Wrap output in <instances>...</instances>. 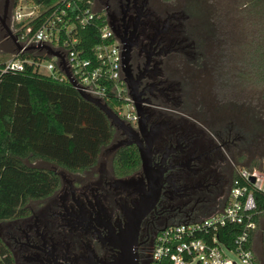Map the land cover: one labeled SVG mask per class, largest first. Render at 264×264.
<instances>
[{"label":"flooded vegetation","instance_id":"flooded-vegetation-1","mask_svg":"<svg viewBox=\"0 0 264 264\" xmlns=\"http://www.w3.org/2000/svg\"><path fill=\"white\" fill-rule=\"evenodd\" d=\"M93 3L121 43L129 81L143 105L144 130L130 124L146 148L151 143V174L142 159L132 174L114 172L115 153L137 147L115 127L114 142L93 168L55 170L62 180L57 192L30 201L24 216L0 223L15 264H149L160 231L222 206L246 160L243 104L233 117L227 106L213 103L208 89L201 101L195 88L199 73L213 79V56L221 55L217 70L225 66L227 39L211 0ZM14 8L10 0L0 2V27L8 37ZM202 113L218 119L208 126L198 120Z\"/></svg>","mask_w":264,"mask_h":264},{"label":"trees","instance_id":"trees-1","mask_svg":"<svg viewBox=\"0 0 264 264\" xmlns=\"http://www.w3.org/2000/svg\"><path fill=\"white\" fill-rule=\"evenodd\" d=\"M30 1L45 9L59 0ZM35 20L37 27L40 17ZM100 25L101 21L97 20L79 29L80 49L92 51L99 38ZM260 41L259 52L263 56L264 38ZM13 53L10 52V56ZM4 61L0 59V67L4 66ZM56 71L58 77H53L26 63L21 70L0 73V223L24 216L30 201L45 199L61 187V176L54 169L29 165V161L42 160L68 172H82L93 168L103 150L116 138L117 130L105 112L86 100L64 77L58 65ZM259 78L264 81V76ZM107 104L117 111L120 103L107 101ZM113 158V169L119 176L141 168L135 146L120 148ZM243 168L248 167L242 165L240 170ZM255 168L264 172V162L250 169ZM239 171L234 180L239 177ZM248 185L256 198L255 220L259 227L264 220V189ZM230 228L238 230L236 225ZM255 233L252 234L253 244ZM231 240L226 238L228 244ZM0 264H15L1 236Z\"/></svg>","mask_w":264,"mask_h":264},{"label":"built area","instance_id":"built-area-1","mask_svg":"<svg viewBox=\"0 0 264 264\" xmlns=\"http://www.w3.org/2000/svg\"><path fill=\"white\" fill-rule=\"evenodd\" d=\"M23 7L16 8L12 25L21 48L16 47L4 61L0 73L21 70L28 63L41 73L58 77L60 58L54 53L61 54L85 93L105 103L119 101L118 115L137 125L139 116L124 74L121 43L107 17L95 9L93 0H59L49 8L35 6L37 10ZM38 17L40 23L36 27L33 21ZM97 20L101 21L98 41L92 51L86 52L78 47L79 29ZM261 178L264 183V172L259 169H241L222 206L202 218L164 227L149 264H262L252 241L258 228L257 202L248 185L264 189V184L259 183ZM235 225L237 231L230 228ZM226 238H232L231 243Z\"/></svg>","mask_w":264,"mask_h":264},{"label":"rangeland","instance_id":"rangeland-1","mask_svg":"<svg viewBox=\"0 0 264 264\" xmlns=\"http://www.w3.org/2000/svg\"><path fill=\"white\" fill-rule=\"evenodd\" d=\"M211 2L218 30L225 32L222 35L227 39L224 43V47L227 48L224 61L226 67L224 66V70H217L221 55H217L216 58L213 56L212 64L215 71L213 79L204 78L206 75L199 73L201 79L197 78V82L192 81L196 83V92L201 96V101H205L202 96L205 94L204 90L208 89L213 103L227 106L230 112L234 113L233 117L236 116L239 105L243 104L240 118L248 135L246 137L250 140L244 147L246 160L243 165L250 169L254 164L264 162V81L259 78L260 75L264 76V54L262 56L259 52V43L261 48L262 42L260 38H264V0H211ZM13 5L14 11L19 5L25 6L23 8L26 10L31 7L37 10L38 7L30 0H10V6ZM1 27L0 59L6 61L11 57L10 52L15 51L16 45ZM192 97L190 96V103ZM219 110L223 112L224 109L219 107ZM217 119V116L212 119L206 114H198V120L208 126ZM28 164L59 170L57 166L42 160L29 161ZM259 183L264 184L263 178ZM254 245L258 255L264 260V253L261 251V245L264 247V220L256 230Z\"/></svg>","mask_w":264,"mask_h":264},{"label":"water","instance_id":"water-1","mask_svg":"<svg viewBox=\"0 0 264 264\" xmlns=\"http://www.w3.org/2000/svg\"><path fill=\"white\" fill-rule=\"evenodd\" d=\"M7 30H8V34H9L10 38L14 41L17 49H20L21 46L18 43L15 34L12 32L11 29L8 28ZM54 56L60 58L59 66L63 69L67 79L79 91V93L86 100L96 104L101 110H103L105 112V114L107 115V117L110 119L111 124L113 126L122 129L130 137H132V140L127 141L126 143L137 145V147L139 148V151H140L143 169L148 175H150L151 174V167H152L151 166V152H152L151 151V143L148 141V147L146 148L143 145V142L141 141V139L139 138V135L137 132L138 130L134 129L130 123H127L122 117H120L118 115V113L115 112L107 103L103 102L99 98H96L94 96H91L90 94L85 93L81 89L79 84L76 82V80L73 78L71 71H70L69 67L67 66V62H66L64 56H62L61 54H58V53H54ZM126 63H127V59L125 58L124 59V64H125L124 65V72H125L126 82L128 84L130 95L132 96L133 100L135 101V106L137 108V113L139 116V122H138L139 130H144L145 111H144L143 105L141 104L140 100L137 98V96L133 90V86L131 85V83L129 81V74L127 72V67H126L127 64ZM251 180L253 183L256 182V178L254 176L251 177Z\"/></svg>","mask_w":264,"mask_h":264}]
</instances>
